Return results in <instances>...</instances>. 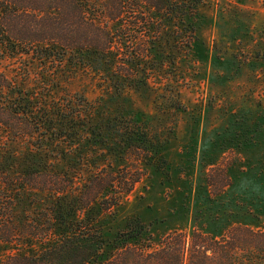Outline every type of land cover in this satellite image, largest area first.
I'll return each mask as SVG.
<instances>
[{
    "label": "trees",
    "instance_id": "1",
    "mask_svg": "<svg viewBox=\"0 0 264 264\" xmlns=\"http://www.w3.org/2000/svg\"><path fill=\"white\" fill-rule=\"evenodd\" d=\"M201 3L0 0V51L56 71H94L115 91L147 90L156 69V42L171 22L193 23ZM19 75L21 82L18 74L0 70V242L9 250L0 264H254L249 257L264 251V232L242 226L228 231L222 248L197 228L191 235L170 232L153 248L144 242L148 231L140 220L112 244L98 215L120 204V194L113 193L119 180L99 178L104 166L78 180L55 163L86 159L90 151L83 148L92 141L115 153L134 151L139 164L150 165L159 154V140L125 110L107 114L79 93L61 98L38 92L30 86V68ZM19 139L43 150L27 154L21 165L13 147ZM112 141L118 143L115 149ZM44 153L54 156V164L44 160ZM230 184L228 178L223 186ZM24 202L47 203L46 210L17 221Z\"/></svg>",
    "mask_w": 264,
    "mask_h": 264
},
{
    "label": "rangeland",
    "instance_id": "2",
    "mask_svg": "<svg viewBox=\"0 0 264 264\" xmlns=\"http://www.w3.org/2000/svg\"><path fill=\"white\" fill-rule=\"evenodd\" d=\"M197 14L193 23L167 25L147 90L115 91L94 71H56L0 51V70L8 76L18 74L21 82L19 74L30 68L38 92L79 93L107 114L125 110L159 140L150 165L139 164L134 151L115 153L92 141L83 148L90 151L86 159L55 163L78 178L104 166L99 178L119 180L113 193L120 204L98 215L112 244L137 220L153 248L173 231L191 235L197 228L215 237L218 248L234 227L264 232V0H202ZM13 147L21 165L43 150L25 139ZM42 156L54 164V156ZM46 204L24 202L17 221L39 217ZM8 253L0 242V256ZM249 258L264 264V251Z\"/></svg>",
    "mask_w": 264,
    "mask_h": 264
}]
</instances>
